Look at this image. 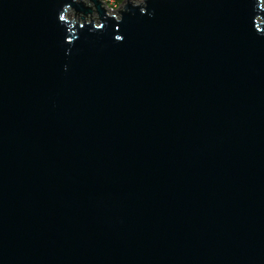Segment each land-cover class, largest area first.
Returning <instances> with one entry per match:
<instances>
[{"label":"water","instance_id":"water-1","mask_svg":"<svg viewBox=\"0 0 264 264\" xmlns=\"http://www.w3.org/2000/svg\"><path fill=\"white\" fill-rule=\"evenodd\" d=\"M122 3L0 0V264H264V0Z\"/></svg>","mask_w":264,"mask_h":264},{"label":"rangeland","instance_id":"rangeland-1","mask_svg":"<svg viewBox=\"0 0 264 264\" xmlns=\"http://www.w3.org/2000/svg\"><path fill=\"white\" fill-rule=\"evenodd\" d=\"M104 1V3H106L108 6H107V9H109V12L112 14V13H115V9H117V8H119L120 7V5H118V4H115V3H107V2H105V0H103ZM135 1H140V0H135ZM123 4V3H122ZM121 4V5H122ZM95 17H96V15H95Z\"/></svg>","mask_w":264,"mask_h":264},{"label":"trees","instance_id":"trees-1","mask_svg":"<svg viewBox=\"0 0 264 264\" xmlns=\"http://www.w3.org/2000/svg\"><path fill=\"white\" fill-rule=\"evenodd\" d=\"M123 1L124 0H105V2H107V3L111 2V3L118 4V5H121Z\"/></svg>","mask_w":264,"mask_h":264},{"label":"flooded vegetation","instance_id":"flooded-vegetation-1","mask_svg":"<svg viewBox=\"0 0 264 264\" xmlns=\"http://www.w3.org/2000/svg\"><path fill=\"white\" fill-rule=\"evenodd\" d=\"M108 6V5H107ZM96 15V12H93V16H95Z\"/></svg>","mask_w":264,"mask_h":264}]
</instances>
